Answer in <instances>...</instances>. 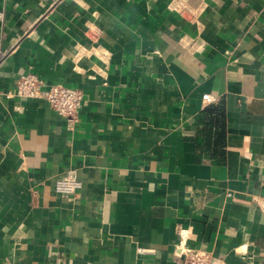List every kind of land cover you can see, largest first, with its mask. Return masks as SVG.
Returning a JSON list of instances; mask_svg holds the SVG:
<instances>
[{
    "label": "crops",
    "instance_id": "1",
    "mask_svg": "<svg viewBox=\"0 0 264 264\" xmlns=\"http://www.w3.org/2000/svg\"><path fill=\"white\" fill-rule=\"evenodd\" d=\"M262 204L264 0H0V264H264Z\"/></svg>",
    "mask_w": 264,
    "mask_h": 264
},
{
    "label": "built area",
    "instance_id": "2",
    "mask_svg": "<svg viewBox=\"0 0 264 264\" xmlns=\"http://www.w3.org/2000/svg\"><path fill=\"white\" fill-rule=\"evenodd\" d=\"M6 97L43 98L58 114L64 116L69 123L75 122L82 101V92L77 88L66 86L60 82L47 83L34 72H25L15 81L12 90ZM204 104L214 100L211 94L201 96ZM81 182L73 170L55 179V191L61 194L73 192ZM264 212V204L261 205ZM182 256V264H219V260L211 252L201 249L177 248Z\"/></svg>",
    "mask_w": 264,
    "mask_h": 264
}]
</instances>
